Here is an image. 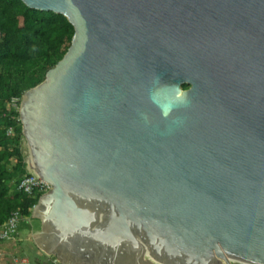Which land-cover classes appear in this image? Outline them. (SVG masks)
<instances>
[{"label": "water", "instance_id": "obj_1", "mask_svg": "<svg viewBox=\"0 0 264 264\" xmlns=\"http://www.w3.org/2000/svg\"><path fill=\"white\" fill-rule=\"evenodd\" d=\"M24 1L75 26L18 105L52 185L37 245L57 264H264V0Z\"/></svg>", "mask_w": 264, "mask_h": 264}, {"label": "trees", "instance_id": "obj_2", "mask_svg": "<svg viewBox=\"0 0 264 264\" xmlns=\"http://www.w3.org/2000/svg\"><path fill=\"white\" fill-rule=\"evenodd\" d=\"M74 34L75 26L62 12L31 7L24 0H0V222L19 210L26 223L41 196L12 190L28 164L20 111L8 103L10 89L23 94L44 80Z\"/></svg>", "mask_w": 264, "mask_h": 264}, {"label": "rangeland", "instance_id": "obj_3", "mask_svg": "<svg viewBox=\"0 0 264 264\" xmlns=\"http://www.w3.org/2000/svg\"><path fill=\"white\" fill-rule=\"evenodd\" d=\"M10 90H16L15 88H11ZM14 97L10 96L9 99V105L15 106L14 105ZM22 101V100H21ZM15 108V107H14ZM17 109V108H16ZM19 110V109H17ZM21 119V118H20ZM23 148H24V153H25V160L27 164H31V156H30V148L28 145V142L26 141L25 137L23 140ZM26 167L24 168L23 171L13 180L12 184V190H21L24 192H29L32 193L34 190H27L23 185H22V179L25 176L26 173ZM28 169H30L28 167ZM35 206V205H34ZM34 209V208H33ZM18 211L19 216L23 217L20 213L19 210H14L10 213V215L2 222L4 223L5 221H8L11 217V215ZM31 220V226L29 223H22L19 226V229L14 233V237L10 236L4 239V241L1 244V251H0V264H50L48 263V259H55L54 255L47 256L45 254L46 252L43 251L36 243L34 240V237L32 235L33 232H36L42 227V219L33 216L29 218ZM38 251H42V257L38 255ZM40 258V261H38ZM26 261V262H23ZM234 264H240L238 262H234ZM245 264V263H243Z\"/></svg>", "mask_w": 264, "mask_h": 264}, {"label": "built area", "instance_id": "obj_4", "mask_svg": "<svg viewBox=\"0 0 264 264\" xmlns=\"http://www.w3.org/2000/svg\"><path fill=\"white\" fill-rule=\"evenodd\" d=\"M10 96L14 97L13 103L15 106L13 107L18 109V105L21 103L23 94L18 93L17 90H11ZM11 132H13L12 128L9 129V133ZM28 167L30 169H28ZM22 185L27 190L33 189L34 191L32 193H38L40 195H42L44 192L48 191L52 187L51 183L46 179H44L42 176H39L36 173L34 167L31 164L29 165V163L27 166L25 176L22 179ZM22 220L23 217H20L19 212L16 211L11 215L8 221H5L4 223H0V251H1V244L4 241V239L10 236L13 237L15 236L14 233L19 229Z\"/></svg>", "mask_w": 264, "mask_h": 264}, {"label": "crops", "instance_id": "obj_5", "mask_svg": "<svg viewBox=\"0 0 264 264\" xmlns=\"http://www.w3.org/2000/svg\"><path fill=\"white\" fill-rule=\"evenodd\" d=\"M29 218H31V217H29ZM28 218V219H29ZM29 224H30V227H32L33 228V226H31L32 224H31V220L30 221H27ZM41 229V228H40ZM39 229V230H40ZM38 231V230H37ZM15 238V237H14ZM42 251H38V255L40 256V257H42V253H41ZM45 254H47V253H45ZM47 256H50L49 254H47ZM38 261H40V258H39V260ZM23 262H26V261H23ZM48 263H50V264H52V263H55L56 264V261H55V259H53V260H51V259H48ZM243 264V263H242Z\"/></svg>", "mask_w": 264, "mask_h": 264}, {"label": "bare ground", "instance_id": "obj_6", "mask_svg": "<svg viewBox=\"0 0 264 264\" xmlns=\"http://www.w3.org/2000/svg\"><path fill=\"white\" fill-rule=\"evenodd\" d=\"M29 194H33V193H29Z\"/></svg>", "mask_w": 264, "mask_h": 264}]
</instances>
